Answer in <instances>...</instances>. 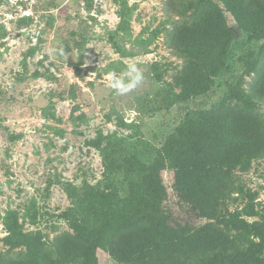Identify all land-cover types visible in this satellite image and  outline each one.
Here are the masks:
<instances>
[{
    "label": "rangeland",
    "instance_id": "1",
    "mask_svg": "<svg viewBox=\"0 0 264 264\" xmlns=\"http://www.w3.org/2000/svg\"><path fill=\"white\" fill-rule=\"evenodd\" d=\"M174 3L0 0V251L23 248L9 237L21 233L39 237L55 255L73 251L74 220L89 216L93 223L94 211L119 216L143 205L137 176L150 169L167 191L162 214L190 253L255 264L229 252L209 225L233 233L244 220L264 256V133L254 125L257 118L264 127V39L255 38L264 0H197L189 26L179 30L170 19ZM228 27L239 37L234 50H250L249 64L227 60L242 94L215 106L221 76L191 97L176 78L195 84L208 74L205 52ZM185 41L198 53L195 67L177 53ZM130 62L144 81L116 94L106 75L121 74ZM91 64H98L95 72L87 70ZM170 136L192 158L183 180L163 152ZM67 183L90 185L108 199L75 201ZM97 255L99 264H121L103 248Z\"/></svg>",
    "mask_w": 264,
    "mask_h": 264
},
{
    "label": "trees",
    "instance_id": "2",
    "mask_svg": "<svg viewBox=\"0 0 264 264\" xmlns=\"http://www.w3.org/2000/svg\"><path fill=\"white\" fill-rule=\"evenodd\" d=\"M196 5L197 0H175L170 14L174 29L189 26L191 15L188 11ZM233 16L238 22L237 17ZM242 27L246 29V25L242 24ZM245 32L241 30V38L250 42L253 36H247ZM238 38L237 34H234V29L228 27L225 34L205 52L204 67L208 74L202 72L196 78L195 84L178 77L176 78L178 85L191 97L208 89L210 77L219 75L221 79L218 85H221L224 91L218 97L215 106H219L227 95H241L242 92L236 85V73L230 75V65H226L227 60L232 58H235L240 67L249 64L247 59L250 50H244L240 54L234 50ZM255 38L264 39V25H260ZM176 50L191 67H195L198 53L193 45L185 41L183 45L177 46ZM254 125L258 133H264V127L259 119L255 118ZM163 152L170 167L175 170L177 179H185L192 163L188 148L182 143L178 144L176 138L170 136L163 146ZM137 185L144 195L143 205L119 216H108L106 210L94 211L93 223L90 222L89 216L74 220L76 247L73 251L59 252L55 255L45 241L33 234H11L9 236L11 239L21 240L23 248L14 253L0 251V264H99L98 248L105 249L121 264H226L225 261L218 263L216 258L190 253L185 248V237L167 224L160 208V202L167 195L160 172L150 169L140 171ZM66 191L75 201L102 203L108 199L106 194L98 193L87 184L77 187L67 183ZM209 225L223 235L229 252L245 261L256 260L255 264H264V256H257L254 242L250 239L249 222L243 220L242 225L235 226L233 233L213 222Z\"/></svg>",
    "mask_w": 264,
    "mask_h": 264
},
{
    "label": "clouds",
    "instance_id": "3",
    "mask_svg": "<svg viewBox=\"0 0 264 264\" xmlns=\"http://www.w3.org/2000/svg\"><path fill=\"white\" fill-rule=\"evenodd\" d=\"M67 57L63 49H50L49 55L57 53ZM144 81V74L136 63L130 62L121 74L109 72L106 75V87L113 90L114 93L123 95L128 94L140 86Z\"/></svg>",
    "mask_w": 264,
    "mask_h": 264
},
{
    "label": "water",
    "instance_id": "4",
    "mask_svg": "<svg viewBox=\"0 0 264 264\" xmlns=\"http://www.w3.org/2000/svg\"><path fill=\"white\" fill-rule=\"evenodd\" d=\"M89 17H90L91 19L94 18V16H89ZM26 33H28V32H25V34H26ZM4 45H5V42H1V43H0V46H1V47L4 46ZM86 68H87V70H89V71L95 72V71L97 70V68H98V64L87 65Z\"/></svg>",
    "mask_w": 264,
    "mask_h": 264
},
{
    "label": "built area",
    "instance_id": "5",
    "mask_svg": "<svg viewBox=\"0 0 264 264\" xmlns=\"http://www.w3.org/2000/svg\"><path fill=\"white\" fill-rule=\"evenodd\" d=\"M37 40H38V38L36 37V38H34V41H35V43L37 42Z\"/></svg>",
    "mask_w": 264,
    "mask_h": 264
}]
</instances>
